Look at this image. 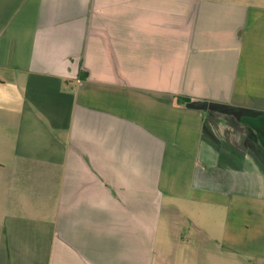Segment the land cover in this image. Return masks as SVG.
<instances>
[{
  "label": "crops",
  "instance_id": "1",
  "mask_svg": "<svg viewBox=\"0 0 264 264\" xmlns=\"http://www.w3.org/2000/svg\"><path fill=\"white\" fill-rule=\"evenodd\" d=\"M172 211L264 259V0H0V264H167Z\"/></svg>",
  "mask_w": 264,
  "mask_h": 264
},
{
  "label": "rangeland",
  "instance_id": "2",
  "mask_svg": "<svg viewBox=\"0 0 264 264\" xmlns=\"http://www.w3.org/2000/svg\"><path fill=\"white\" fill-rule=\"evenodd\" d=\"M183 215V214H182ZM170 217L165 216L161 224L157 248L167 255V264H264L262 258H250L242 255H231L225 251L219 253L216 240L220 236H207L206 231L196 224L190 223L186 218L181 219L177 212H170ZM184 216V215H183ZM174 222V229L171 228ZM197 221L200 218H195ZM203 227L219 229L218 222L207 224ZM228 253L229 255H227ZM171 255V256H170ZM170 256V257H169Z\"/></svg>",
  "mask_w": 264,
  "mask_h": 264
}]
</instances>
